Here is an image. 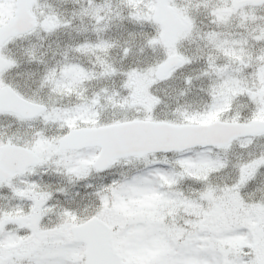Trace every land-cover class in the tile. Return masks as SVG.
<instances>
[{"label": "snow or ice", "instance_id": "1", "mask_svg": "<svg viewBox=\"0 0 264 264\" xmlns=\"http://www.w3.org/2000/svg\"><path fill=\"white\" fill-rule=\"evenodd\" d=\"M0 201V264H264V0H0Z\"/></svg>", "mask_w": 264, "mask_h": 264}, {"label": "rangeland", "instance_id": "2", "mask_svg": "<svg viewBox=\"0 0 264 264\" xmlns=\"http://www.w3.org/2000/svg\"><path fill=\"white\" fill-rule=\"evenodd\" d=\"M129 25L130 24H127V22H124L122 28L121 27H118V26H114L116 28L112 29L111 32L108 33V35L112 36L115 39H118L121 43H123L124 40L129 39V36H128V33L129 32L138 33L140 31H142L139 27L130 28ZM73 35H75V33H73ZM61 39L64 42L67 41L66 40L67 39L66 36L65 37H62ZM32 42L33 43H36V44H40L41 43V41L37 40L36 38H33V41ZM50 42L51 41H49V40H45L43 42L44 43V48H47L48 43H50ZM137 43H139V37H137ZM24 46H27V42H25V45ZM54 47H55V45L53 44V48ZM112 55H113V58L117 62H119V60H120L119 49L113 50V54ZM153 58H154L153 57V54L151 52H147L146 51L143 55H139V56L132 57L131 60L129 62H127V63H132L133 65H135V62L137 60H139L141 62H151ZM47 59H50V60L52 59L51 52H49ZM127 63L125 64V66H127ZM141 66H143V65H141ZM35 69H36V67H34V65L22 64L20 71H21V74H26V73H29V72H34ZM18 79H19V82L23 85L24 82H25V80L27 79V76L26 75H22L21 77H18ZM28 82L31 83V81H28ZM163 86H166V85H162L161 87L164 88ZM160 94L161 95H164L165 93L164 92H161ZM189 102H190V100H189ZM164 108H166V107H163L162 106V110H164ZM168 111H169V109L166 108L165 113H167ZM162 114H164V113L162 112ZM255 195L258 197L260 195V193H255Z\"/></svg>", "mask_w": 264, "mask_h": 264}, {"label": "flooded vegetation", "instance_id": "3", "mask_svg": "<svg viewBox=\"0 0 264 264\" xmlns=\"http://www.w3.org/2000/svg\"><path fill=\"white\" fill-rule=\"evenodd\" d=\"M114 28H116V27H113L112 29H114ZM130 28H132V27H130ZM145 30H147V29H145ZM67 40V39H66ZM50 60V59H49ZM34 67H36V65H34ZM36 70V69H35ZM34 70V71H35ZM21 72V71H20ZM168 92L171 90V89H168L167 88V86H163ZM189 100H190V102H195L197 99H198V97H197V95L195 94V93H193L192 94V96H190L189 98H188ZM165 111H166V108H164V110H162V112L163 113H165ZM0 203H3V201H0Z\"/></svg>", "mask_w": 264, "mask_h": 264}]
</instances>
